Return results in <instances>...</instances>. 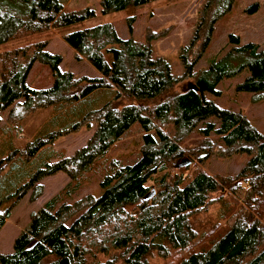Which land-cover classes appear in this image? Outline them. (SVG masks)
Here are the masks:
<instances>
[{"label":"trees","instance_id":"trees-1","mask_svg":"<svg viewBox=\"0 0 264 264\" xmlns=\"http://www.w3.org/2000/svg\"><path fill=\"white\" fill-rule=\"evenodd\" d=\"M149 1L98 0V7L108 14ZM228 5L202 22L201 37L198 27L189 44L180 48V75H173L164 59L151 56V37L145 42L132 38L133 15L125 18V39L110 23L62 35L74 59L85 60L98 73L95 77L61 70L60 55L46 51L43 39L0 51V113L6 111L7 124L18 129L22 116L53 107L51 117L23 146L0 159V173L14 159L29 161L59 136L93 125L89 138L71 156L44 163L0 198L11 199L0 209L1 228L11 206L28 190L33 197L39 194L40 179L56 172L68 178L30 215L11 252L0 254V264H147L153 252L166 264H264V132L241 111L220 108L204 95H218L219 82L245 69L247 75L236 90L264 98V44H240L238 36L228 34L232 46L194 71L213 20ZM256 9L253 3L247 11ZM94 15L88 7L65 10L63 0H0V44ZM35 61L49 68L48 88L26 84ZM183 79L188 80L185 88L174 91ZM94 93L106 95L98 106L92 105ZM133 125L142 133L136 159L124 163L108 158L111 146ZM192 131L201 141L186 152L180 144ZM217 145L248 156L234 175L209 174L199 165ZM188 154L197 161L183 173L190 165ZM95 174L96 193L69 201L88 175ZM147 193L150 197L143 199ZM212 203L217 204L215 219L201 223L197 215Z\"/></svg>","mask_w":264,"mask_h":264},{"label":"rangeland","instance_id":"rangeland-1","mask_svg":"<svg viewBox=\"0 0 264 264\" xmlns=\"http://www.w3.org/2000/svg\"><path fill=\"white\" fill-rule=\"evenodd\" d=\"M229 1L228 8L213 20L209 41L204 51L199 56L194 71L205 68L213 59L221 57L232 45L228 43V34L238 36L239 43L253 42L260 47L264 44V0H151L147 4L122 11L101 14L98 7V0H63L65 10H76L85 7L94 10V17L85 21L59 27L49 28L41 34L27 35L19 39L0 44V51L10 50L31 42L43 39L46 41V51L59 54L61 62L59 68L71 72L74 76L82 75L95 77L98 73L85 60H76L72 50L63 42L62 35L81 28L91 27L96 24L110 23L116 34L125 39L128 37L125 18L133 15L132 38L138 42H145L146 37H151V56L164 59L170 67L173 75H180L182 66L178 58L181 47L187 46L197 29L199 37L204 31V24L210 19L215 10H221ZM257 3V9L253 12L247 11L251 4ZM204 10H206L204 12ZM202 22H205L202 24ZM198 39V38H197ZM201 42L195 41L194 47ZM245 69L238 74L222 80L216 86L218 95L205 93V97L215 105L230 111H241L252 126L260 133L264 132V98L254 99L253 94L236 90L235 86L245 76ZM51 74L46 64L35 61L26 77V84L33 89H45L51 84ZM188 80H181L174 91H181ZM173 92V91H170ZM93 104L98 106L106 95L100 93L92 94ZM92 103V99L90 101ZM52 106L38 108L19 121L18 129L12 128L5 120L6 111L0 113V159L7 157L12 148H20L28 141L43 124L51 117ZM72 115L66 116L69 119ZM51 124L50 126H52ZM48 126V127H50ZM93 132V125L90 127L81 126L74 132L59 136L51 144L44 146L29 161L14 159L13 163L7 164L0 173V198L10 190L9 186L15 183H23L27 177L44 163L54 162L57 156H71L74 151L84 145L85 141ZM141 131L137 125H133L121 138L111 146L107 157L119 159L124 163H130L136 159L141 143ZM201 139L194 131L183 139L180 146L186 152L197 147ZM206 151V150H202ZM188 165L187 173L195 164L196 159L188 154L185 156ZM248 158L247 155H238L224 150L218 145L213 148V153L203 157V164H199L209 174L232 176ZM178 161V160H177ZM180 162V161H178ZM186 162V163H187ZM187 163V164H188ZM168 171L175 172V169L168 168ZM98 174L88 175L79 190L70 197L69 201L76 200L88 193H96ZM68 181L65 174L56 172L50 176L40 179L39 194L33 195V190H28L23 197L10 208L9 216L0 228V254L10 253L13 239L27 227L30 215L35 213L40 205L62 189ZM11 188V187H10ZM216 197V194H212ZM0 209L10 205L11 199L0 200ZM217 204L208 206L207 212L197 215L201 223L209 219L214 220ZM224 224L220 221L219 225ZM147 264H166L163 259L153 252L147 257Z\"/></svg>","mask_w":264,"mask_h":264},{"label":"water","instance_id":"water-1","mask_svg":"<svg viewBox=\"0 0 264 264\" xmlns=\"http://www.w3.org/2000/svg\"><path fill=\"white\" fill-rule=\"evenodd\" d=\"M150 193H147L145 196H143V199H147V198H149L150 197Z\"/></svg>","mask_w":264,"mask_h":264}]
</instances>
